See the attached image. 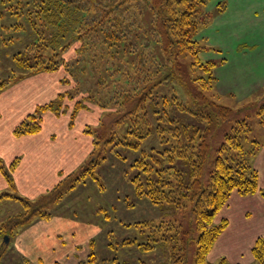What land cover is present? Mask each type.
Here are the masks:
<instances>
[{"label":"trees","instance_id":"16d2710c","mask_svg":"<svg viewBox=\"0 0 264 264\" xmlns=\"http://www.w3.org/2000/svg\"><path fill=\"white\" fill-rule=\"evenodd\" d=\"M88 1L91 2L89 7L78 6L80 4L75 0H0L2 31L9 33L10 30L23 29L27 22L32 26L40 23L45 36L40 39L45 41L49 36L52 41L50 58L44 57L29 64L32 58L28 49H25L26 54H21L25 59L16 57L20 53L13 57L18 67L28 70L0 84V94L28 76L54 72L66 66L63 54L79 41V51L87 56L83 59V70L92 74L96 83L88 98L76 101L72 107L70 127L74 126L80 110L90 109L85 101L103 108L99 124L85 127V132L93 137V149L87 159L73 172L62 173L53 188L35 198L16 192L13 171L20 157L8 164L0 156V171L9 186L0 191V201L15 199L25 209L19 216H9L0 225V237L4 242L0 243V264L7 248L5 236L10 238L29 225L34 217L51 219L54 215L52 206L69 189L72 177L82 174L103 187L97 167L107 159L104 155L106 146L120 145L139 150L144 141L152 137L155 143L149 150H141L132 161L129 181L137 197L163 209L166 206L171 209L159 218L122 222L131 234L122 245H134L149 253L161 244L167 248V264H188V249L194 244L195 263L214 264L208 259L209 253L229 225L227 217L218 221L217 215L234 191L241 195L260 191L264 195V190L260 189L259 171L253 164L260 140L251 139L253 145L248 149L241 140L237 144L238 153L226 143L213 147L209 142V135L214 131L213 120L217 117L225 119L231 110L208 97L203 87L197 93L191 92L187 73L180 68V63L177 64L178 55L189 53L191 66L202 67L212 76L214 63L201 61L200 52L204 46L194 38L199 28L198 17L209 0ZM27 6V12L23 11ZM16 39L20 41L21 38ZM35 43H30L27 48ZM152 47L151 60L157 66L154 71L147 65L145 54L146 48ZM80 60L76 59V62ZM164 67L168 69L163 72ZM68 70L73 75L74 71ZM61 82L68 84L69 78H62ZM182 86L187 88L189 95L186 97L179 92ZM99 90L101 97L98 98ZM110 91H114V96ZM67 95L71 97L73 94L71 91L59 92L49 102L38 105L16 126L14 134L38 133L42 129L45 111L50 110L59 116L69 109L64 106ZM233 127L235 135L238 131L246 138L248 133L251 135L246 120ZM227 135L228 139L233 137ZM249 153L254 154L252 161L247 157ZM134 205L128 204L129 207ZM186 206L190 207V221L187 223L173 214V210L176 212ZM105 211L103 206L96 209V213ZM106 217L110 218L109 213ZM252 253L255 259L264 260V238L256 240ZM94 260V253H91L89 261ZM217 264L242 263H231L222 257Z\"/></svg>","mask_w":264,"mask_h":264},{"label":"rangeland","instance_id":"374dc122","mask_svg":"<svg viewBox=\"0 0 264 264\" xmlns=\"http://www.w3.org/2000/svg\"><path fill=\"white\" fill-rule=\"evenodd\" d=\"M75 1L81 7H89L91 3L88 0ZM27 8L28 6L23 8V11L27 12ZM203 8L198 17L199 28L194 38L204 46L200 52L201 61L214 63L212 76L205 73L202 67L193 68L189 53L182 52L178 55L177 64L180 63V68L187 73L191 82L188 88L191 92L197 93L198 89L203 87L208 97L231 110L225 119L216 116L217 120H213L214 131L209 135V142L213 147L226 143L238 153L237 144L241 140L247 149L253 145L251 139L264 142V0H209ZM43 28L40 23L32 26L27 22L25 28L10 30L7 33L1 30L0 25V84L7 83L20 76L22 71L28 70L18 67L13 58L20 53L16 57L25 59L26 57L21 56L22 53H27L25 49L31 52L32 60L29 64H34L44 57H52L51 38L47 36L45 41L40 39L45 37ZM18 37L21 38L20 41L16 39ZM32 42L37 44L27 48ZM80 45L81 42H75L63 54L67 61L66 66H61L53 72L60 77V82L62 78H69L68 84L61 82L60 91L72 92L71 97L67 95L64 98V106L69 109H72L76 101L88 98L96 83V78L92 74L89 75L86 69L83 70V59L87 56L79 51ZM153 50V47L146 48L145 54L148 58L147 65L154 71L157 66L151 60L150 53ZM76 59L81 60L76 62ZM68 68L74 71L73 75ZM165 69L168 68L164 67L162 71ZM199 77L201 78L195 80ZM100 91L97 92L98 98L101 97ZM113 92L110 91L112 96ZM179 92L184 97L189 95L184 86L179 87ZM85 103L96 108L101 112V117L103 116V108L99 105L88 101ZM69 109H66V112ZM244 120L251 127V135L248 133L247 138L239 131L238 135H235L236 129L233 127ZM237 127L246 131L241 126ZM227 134L233 137L228 139ZM154 143L152 137L144 141L139 150L120 145L106 146L104 155L107 159L97 167L103 187L91 177L82 174L72 177L69 189L52 206L53 217L49 220L34 217L29 225L13 234L6 243L7 248L1 264H167V248L161 244L149 253L134 245H122L125 238L131 235L122 222L159 218L171 209L169 206L163 209L137 197L129 181L132 161L140 155L141 150H149ZM247 157L252 161L254 154L249 153ZM78 176L80 177L76 178ZM230 201L231 199L229 203ZM133 203L134 206H128ZM101 206L105 207L106 211L96 213V209ZM226 208L227 206L224 209ZM223 210L216 220L220 221L226 217ZM24 211L22 203L18 200H1L0 225L9 216H19ZM107 213L110 218L106 217ZM173 214L175 218L185 220L186 223L190 221L188 206L176 212L173 210ZM231 221L232 227L220 235L209 253V261L217 264L222 257H226L231 263L264 264V260L255 259L254 254L246 250V244L241 243V238L244 241L247 238L239 234V229L243 228L240 216H233ZM0 243L4 244L1 237ZM113 244L118 246L113 247ZM188 250V264H196L195 245L189 246ZM91 253H94V262L89 261Z\"/></svg>","mask_w":264,"mask_h":264},{"label":"crops","instance_id":"0c3cea01","mask_svg":"<svg viewBox=\"0 0 264 264\" xmlns=\"http://www.w3.org/2000/svg\"><path fill=\"white\" fill-rule=\"evenodd\" d=\"M61 90L60 77L53 72H41L9 86L0 94V156L8 164L20 157L13 171L16 192L20 195L35 198L47 192L59 182L62 173L78 168L93 149V137L85 132V127L96 126L100 121L101 112L94 107L80 110L73 127L69 125L72 109L59 116L48 110L42 114V129L38 133L14 134L16 126L38 105L49 102ZM254 166L259 171L260 189L264 190V142L255 155ZM8 188L0 171V191ZM229 200L223 207L227 208L222 209L228 214H224L229 219L226 229L232 227L231 218L239 215L243 227L239 234L247 238L246 241L241 238V243L252 253L256 240L264 238V195L260 191L249 195L234 191Z\"/></svg>","mask_w":264,"mask_h":264},{"label":"water","instance_id":"95a60500","mask_svg":"<svg viewBox=\"0 0 264 264\" xmlns=\"http://www.w3.org/2000/svg\"><path fill=\"white\" fill-rule=\"evenodd\" d=\"M5 241H6V243L9 242V237L8 236L5 237Z\"/></svg>","mask_w":264,"mask_h":264}]
</instances>
